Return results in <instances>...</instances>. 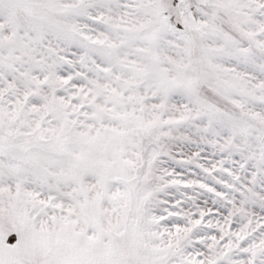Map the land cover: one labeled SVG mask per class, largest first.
<instances>
[{
	"label": "snow or ice",
	"instance_id": "6c2138e0",
	"mask_svg": "<svg viewBox=\"0 0 264 264\" xmlns=\"http://www.w3.org/2000/svg\"><path fill=\"white\" fill-rule=\"evenodd\" d=\"M0 264H264V0H0Z\"/></svg>",
	"mask_w": 264,
	"mask_h": 264
}]
</instances>
